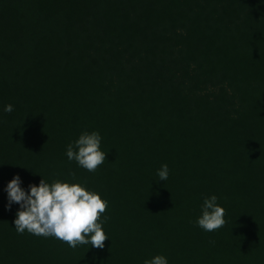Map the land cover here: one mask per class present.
Listing matches in <instances>:
<instances>
[{
	"label": "trees",
	"instance_id": "obj_1",
	"mask_svg": "<svg viewBox=\"0 0 264 264\" xmlns=\"http://www.w3.org/2000/svg\"><path fill=\"white\" fill-rule=\"evenodd\" d=\"M84 131L106 153L93 172L66 155ZM16 174L99 193L104 248L18 233ZM211 195L226 223L208 232ZM157 254L264 264V0H0V264Z\"/></svg>",
	"mask_w": 264,
	"mask_h": 264
},
{
	"label": "clouds",
	"instance_id": "obj_2",
	"mask_svg": "<svg viewBox=\"0 0 264 264\" xmlns=\"http://www.w3.org/2000/svg\"><path fill=\"white\" fill-rule=\"evenodd\" d=\"M3 111L11 113L12 104H6ZM102 137L98 131L82 132L74 143L67 146L66 155L69 160L93 172L104 163L106 153L101 150ZM167 164L157 169L159 180L166 181L169 176ZM23 180L19 174L7 183V208L12 204L19 205L13 221L18 233L27 231L43 237H55L66 242L69 247L91 245L103 249L104 242L109 239L103 228L107 217L100 219L105 212L108 201L95 191L88 190L79 183L55 180L46 182L43 178L39 184L22 187ZM218 197H205L201 206V215L196 224L205 231L212 232L225 223V209L217 202ZM143 264H169L165 255L157 254L145 259Z\"/></svg>",
	"mask_w": 264,
	"mask_h": 264
}]
</instances>
